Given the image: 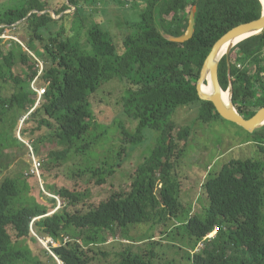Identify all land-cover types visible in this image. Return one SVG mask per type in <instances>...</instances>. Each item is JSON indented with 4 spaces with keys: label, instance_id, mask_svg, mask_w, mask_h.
I'll return each mask as SVG.
<instances>
[{
    "label": "trees",
    "instance_id": "16d2710c",
    "mask_svg": "<svg viewBox=\"0 0 264 264\" xmlns=\"http://www.w3.org/2000/svg\"><path fill=\"white\" fill-rule=\"evenodd\" d=\"M111 3L141 9L139 20L126 22L130 33L123 39L122 50L104 28L103 19H97L101 18L99 8ZM71 7L74 11L65 14ZM193 7H197L193 37L183 43L167 40L162 32L179 36L186 31ZM262 12L260 0L0 2V36L10 30L24 35L26 47L35 55L32 58L19 44L15 50L4 51L0 37V158L12 142L23 146L10 130L29 114V121L36 120V124L22 127L21 136L32 140L43 132L51 133L57 149L48 154L47 162L54 167L42 176L53 177L55 184H48L47 189L64 201L53 215L49 212L56 208L55 198L43 205L32 196L33 204L25 205L31 200L24 197L25 192L33 189L28 178L36 180L37 176L7 177L0 185V264H95L98 255H112L103 246L116 231L130 241L132 228L144 224L169 227L174 219L176 230L182 229L190 245L186 250L189 264H264V158L231 160L209 172L201 184V194L208 200L203 215L184 204L174 173L192 136L190 126L175 120L180 108L197 104L203 123L226 120L213 102L199 95L197 82L207 56L224 34L260 18ZM84 39L88 48L80 45ZM231 60V72L226 56L221 62V83L228 90L232 77L235 105L250 119L264 108V31L239 43ZM243 62L248 65L240 69ZM114 81L123 84V113L137 123L133 135L127 132L130 145L143 144L146 130L159 135L157 147L129 179L127 188L110 184L108 178L118 171L90 167L68 174L66 166H61L71 156L85 157L93 151L87 138L94 119L90 100ZM32 83L45 90L38 105ZM7 85L14 90L4 96ZM247 132L264 155V127ZM63 173L72 182L71 188L58 187L56 181ZM37 186L43 194L38 180ZM104 187L110 193L103 200L91 198L92 190ZM32 225L40 238L59 243L53 255L37 249L39 257L30 251L34 257L29 258L10 248L19 243L13 241L29 238ZM214 230L215 238L207 239ZM164 235L176 241L173 234ZM159 243L151 242L145 252L134 254L130 246L117 242L125 249L113 255L119 258L117 264H161L155 253ZM201 243L204 246L198 248Z\"/></svg>",
    "mask_w": 264,
    "mask_h": 264
},
{
    "label": "rangeland",
    "instance_id": "374dc122",
    "mask_svg": "<svg viewBox=\"0 0 264 264\" xmlns=\"http://www.w3.org/2000/svg\"><path fill=\"white\" fill-rule=\"evenodd\" d=\"M11 1L14 4V0H0V2ZM73 11L74 8L71 7L65 14H71ZM99 11L101 18L98 15L97 19H103L104 28L110 32L118 49L122 50L123 39L125 35L130 33L126 22L129 20H139L141 9L132 10L127 8V6L111 3L106 8L100 7ZM51 15L53 18L58 19L55 14ZM2 38H4L2 42L4 51L15 50L19 44L25 52L29 53L32 58H35L34 53L26 47L25 42H27V39L24 35H16L10 30ZM80 43L83 48H88L86 39ZM36 46L40 48L39 44H36ZM247 65L244 62L240 63L239 68L244 69ZM31 88L37 92L35 98H37L38 105V100L43 95L42 87L40 84L34 86V83H32ZM12 90H14V87L7 85L3 89V95L6 96ZM123 96V84L114 81L105 84L100 92L91 98L90 102L94 119L91 123L90 136H87V138H90L92 141L94 149L85 157L71 156L67 162L63 163L61 166H66L65 171L68 174L74 173L79 169L105 167L106 169L118 171L115 176L108 178L110 184H116V187L127 188V186H130L128 183L131 177L137 173L139 166L143 165L150 158L158 145L159 135L146 130L143 136L145 139L143 144L134 148L130 145L131 137L127 136V134L133 135L137 128V123L131 121L123 113ZM199 115L200 106L196 104L180 108L175 116L177 122L192 128V136L189 140L187 153L180 160L177 172L174 171V173L180 181V196L181 199L183 198L184 204L191 206L192 212L203 215L204 209L208 205V200L207 197L201 194V184L209 177V172H214V169L221 167L224 163H228L231 160L252 157L263 159L264 155L259 152L254 139L242 126L224 119L215 120L210 124L203 123L199 120ZM29 120V114L23 116L17 122L19 123L18 127L16 126L10 130L11 135L17 136L23 143V146L10 140L12 142L11 146L3 149L0 158V185L7 177L22 176L21 178H26V176H34L35 174L37 176L36 180L33 177L28 178L29 186L33 187V189L26 191L24 197L30 200L33 196V199H36L43 205L51 204V200L55 198L56 208L50 209L49 212V215H53L63 207L64 201L60 197L51 194V191L47 189V185L51 183L55 184V181L52 176L45 175L46 177H43L42 172L50 174V170L54 167L53 163L47 162V156L51 151L57 149V144L51 137V133L48 132H43L37 139L29 140L23 138L21 136L22 127L36 124V120L33 122ZM36 145L39 148V152L36 150ZM34 160L42 163L40 175L33 173ZM118 163H122L121 166H117ZM63 174L56 181L58 187L71 188L72 182L67 177V174ZM37 180L43 194L36 189L38 187ZM92 192L94 194H91V198H97L101 201L110 193V188L104 187L100 191L92 190ZM33 199L25 201L24 204L32 205ZM176 223L174 219L169 223V227L144 224L132 228L128 235L130 236V241L125 240L120 230L116 231L115 235L108 236V243L103 246L112 255L106 258L98 255L99 261L95 264H117L119 258L113 255L114 252L124 250V246H130L128 248L132 253H143L149 248L151 242H160V245L155 246V253L158 255L156 259L157 263L189 264L186 250L190 248V245L187 244V239L183 238L182 229L181 231L176 230L174 225ZM165 232L173 234L176 241L173 243L169 236L164 235ZM40 237L41 235L37 232L36 226L32 225L29 238H34V243L28 240L29 238L22 241H13L19 243L12 244L10 248L15 251H21L29 258L34 257L30 254V251L35 256H38L39 252L36 251L37 249L46 250L45 245L38 242ZM117 242H120L124 246L118 245ZM32 246L33 249L31 248ZM50 255L52 254L50 253ZM57 262L58 264H62L60 261Z\"/></svg>",
    "mask_w": 264,
    "mask_h": 264
},
{
    "label": "water",
    "instance_id": "95a60500",
    "mask_svg": "<svg viewBox=\"0 0 264 264\" xmlns=\"http://www.w3.org/2000/svg\"><path fill=\"white\" fill-rule=\"evenodd\" d=\"M260 1L263 6V12L261 17L251 22L237 25L236 27L229 30L226 34H224L214 44L211 52L209 53L203 64L201 75L197 82L199 95L203 100L213 102L223 118L242 126L250 133H254L258 129L264 127V108L261 109L254 117L250 119L242 115L237 109L234 102V83L232 81V77L231 86L229 90L226 91L223 88L220 79V66L223 58L226 56L229 61L231 72L233 65L231 60V54L233 49L242 41L255 35H258L264 31V0ZM196 11L197 7H193L189 17L188 27L182 35L176 36L170 33L162 32L164 37L169 41L178 43H183L190 40L195 33ZM227 45L228 47L224 52V48ZM209 81L214 87V92L212 94L208 93L204 89V87ZM225 92H230V102H228L227 99L224 98L223 94Z\"/></svg>",
    "mask_w": 264,
    "mask_h": 264
},
{
    "label": "built area",
    "instance_id": "2783aa9c",
    "mask_svg": "<svg viewBox=\"0 0 264 264\" xmlns=\"http://www.w3.org/2000/svg\"><path fill=\"white\" fill-rule=\"evenodd\" d=\"M3 36L4 35H2L0 37H3ZM44 92H45V90L42 89V94H44ZM41 167H42V163L34 160L33 173H37V175H40L39 173H40V168ZM216 233H217L216 231L214 233H209L208 236H207V239L213 240L215 238V236H216ZM38 242L44 244L45 247H46L45 249L48 250L52 255H53L52 249L57 248L59 246V243L55 242L52 238H49V237L39 238ZM203 246H204V243H201L198 246V248H202Z\"/></svg>",
    "mask_w": 264,
    "mask_h": 264
},
{
    "label": "bare ground",
    "instance_id": "6f19581e",
    "mask_svg": "<svg viewBox=\"0 0 264 264\" xmlns=\"http://www.w3.org/2000/svg\"><path fill=\"white\" fill-rule=\"evenodd\" d=\"M17 24V23H16ZM18 25V24H17ZM2 38V37H1ZM227 47H228V45L227 46H225V48H224V52H225V50L227 49ZM235 49V48H234ZM204 89H205V91H207L208 93H213L214 92V87H213V85H212V83L209 81L207 84H206V86L204 87ZM229 90V89H228ZM228 90H226V91H228ZM223 96H224V98L225 99H227V101L228 102H230L231 101V94H230V92H225L224 94H223ZM36 161V160H35ZM35 175V174H34ZM216 230H214L213 232H211V233H214Z\"/></svg>",
    "mask_w": 264,
    "mask_h": 264
}]
</instances>
